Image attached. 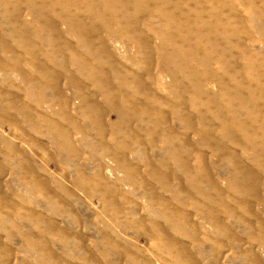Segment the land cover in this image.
Segmentation results:
<instances>
[{"label":"rangeland","instance_id":"rangeland-1","mask_svg":"<svg viewBox=\"0 0 264 264\" xmlns=\"http://www.w3.org/2000/svg\"><path fill=\"white\" fill-rule=\"evenodd\" d=\"M91 1L0 0V264H264V0Z\"/></svg>","mask_w":264,"mask_h":264},{"label":"bare ground","instance_id":"bare-ground-1","mask_svg":"<svg viewBox=\"0 0 264 264\" xmlns=\"http://www.w3.org/2000/svg\"><path fill=\"white\" fill-rule=\"evenodd\" d=\"M88 1H89V0H88ZM155 1H156V0H155ZM157 1H159V0H157ZM138 2H139V1H138ZM90 3H92L91 0H90ZM112 3H113V1H112ZM157 4H158V2H157ZM157 4H156V5H157ZM147 5H148V4H147ZM145 7H146V6H145ZM170 7H171V6H170ZM150 8H151V7H150ZM153 8H154V6H153ZM168 8H169V7H168ZM151 9H152V8H151ZM158 9H159V8H158ZM147 10H148V9H147ZM149 10H150V9H149ZM155 10H157V9H155ZM159 10L161 11V8H160ZM201 13H202V12H201ZM116 14H117V13H116ZM138 14H139V13H138ZM151 14H152V13H151ZM172 14H173V12H172ZM161 15H162V14H161ZM176 15H177V14H176ZM115 16H116V15H115ZM153 16H154V15H153ZM199 16H200V15H199ZM162 17H163V15H162ZM116 18H117V17H116ZM259 19H260V18H259ZM259 19H258V20H259ZM170 20H171V19H170ZM180 21H181V20H180ZM169 22H170V21H169ZM174 23H175V22H174ZM180 23H183V22H180ZM192 23H193V22H192ZM196 23H197V22H196ZM196 23H195V24H196ZM170 24H171V23H170ZM200 30H201V29H200ZM205 35H206V34H205ZM165 43H166V42H165ZM173 44H174V43H173ZM173 44H172V45H173ZM162 45H163V44H162ZM164 45H165V44H164ZM157 47H159V46H157ZM161 48H163V47H161ZM172 48H173V47H172ZM174 48H175V47H174ZM177 48H179V47H177ZM158 50H159V49H158ZM179 50H180V49H179ZM179 52H180V51H179ZM161 53H162V52H161ZM179 54H181V53H179ZM181 55H182V54H181ZM167 57H168V55H167ZM174 58H175V57H174ZM174 58H173V59H174ZM259 92H260V91H259ZM241 93H242V92H241ZM244 93H245V92H244ZM256 94H257V93H256ZM258 96H259V95H258ZM245 99H246V98H245Z\"/></svg>","mask_w":264,"mask_h":264}]
</instances>
